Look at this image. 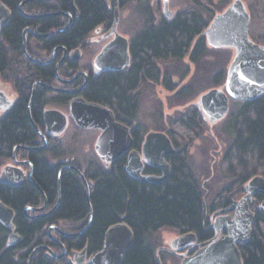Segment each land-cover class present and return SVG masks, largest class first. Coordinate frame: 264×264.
Masks as SVG:
<instances>
[{
	"label": "trees",
	"instance_id": "16d2710c",
	"mask_svg": "<svg viewBox=\"0 0 264 264\" xmlns=\"http://www.w3.org/2000/svg\"><path fill=\"white\" fill-rule=\"evenodd\" d=\"M119 2L121 5L133 3L140 13L139 28L130 38L131 64L122 71L91 77L84 95L113 108L120 120L130 121L137 117L140 106L137 90L141 85L153 81L162 82L169 90L176 88L169 72L163 77L159 61L181 60L190 53L191 61L197 62L210 52L212 48L202 34L209 24L207 5L211 0H187V8L176 13L172 19L157 18L152 0ZM75 4L80 11L79 19L68 29L44 39L46 49L58 44L78 47L98 27L113 24L112 0H75ZM60 5L62 10H70L71 0H60ZM39 23L46 30L65 25L58 17L43 18ZM28 24V19L15 12L0 36V73L4 80L15 83L19 91L16 102L0 117V169L6 160L12 158L17 145H34L40 137L38 128H42L43 119L38 105L41 96L36 93L29 109L32 88L40 75L49 77L54 74L53 65L44 67L24 59L22 29ZM223 80L220 73L214 83L219 85ZM192 86L190 84L188 88ZM171 125L176 127L165 131L177 151L168 157L172 173L162 183L132 178L125 170L126 155L109 167L95 154L83 156L84 168L74 157L71 164L82 169L86 179L94 184L90 188L92 222L77 239H70L72 247L80 249L87 245L90 252H96L103 246L106 230L124 221L134 231L135 239L121 264H160L154 236L162 228H174L182 234L194 232L202 239L213 235L210 215L218 206L230 204L232 190L226 189L219 201L207 208L199 178L190 163L188 148L181 142L182 138L189 142L190 138L199 135L205 119L197 106H190L171 120ZM221 128L229 140L222 167L225 176L233 181L231 187L242 188L254 175H264V94L250 101L232 100ZM147 132L142 124L136 125L134 148H141ZM54 143L42 151H29L34 164V182L29 181L17 188L0 183V199L15 210L14 223L22 236L17 244L8 246L10 230L0 222V264H26L32 251L30 247L42 243V230L55 220L87 219L88 223L90 219L84 179L72 168H66L60 174L61 164L44 157V152L48 151L53 159L57 158L59 148ZM145 172L160 173L159 169L150 166H146ZM43 193L50 204L60 199L58 206L49 216L30 218L25 208L44 202ZM240 249L244 264H264L262 213H257L250 239L241 244ZM18 251H21L19 255ZM32 264L56 263L41 256L32 259Z\"/></svg>",
	"mask_w": 264,
	"mask_h": 264
},
{
	"label": "water",
	"instance_id": "95a60500",
	"mask_svg": "<svg viewBox=\"0 0 264 264\" xmlns=\"http://www.w3.org/2000/svg\"><path fill=\"white\" fill-rule=\"evenodd\" d=\"M170 1L162 0L163 12L167 19H172L176 15V12L170 9ZM71 2L74 9L77 10L74 0ZM113 3L114 21L110 30L105 34L112 38L93 60L94 71L97 74L122 71L131 64L130 38L118 31L119 0H113ZM54 14H68V12ZM9 18L10 11L0 2V28L8 22ZM250 21L251 15L245 2L234 0L212 18L202 34L210 48L234 50L224 85L210 88L202 93L195 105L210 124H215L228 116L232 100L250 101L264 94V45L250 38ZM24 50L28 57L38 62L28 53L26 43ZM15 102L16 99L9 96L0 79V115L2 111L6 112L12 107ZM32 102L33 96L29 109ZM70 115L79 127L99 130L94 149L98 158L107 167L121 156L126 155L125 170L132 178L162 183L171 175L172 165L168 161V157L174 154L177 148L167 132L161 130L147 132L142 148L138 150L133 148L132 128L118 121L114 110L109 106L88 101L80 96L71 100ZM44 121L49 134L61 135L67 129L68 115L61 109L47 107L44 110ZM40 133L44 135L41 131ZM46 146L47 143L43 146L17 145L15 151L18 148L41 150ZM13 158L17 164H7L1 169L0 183L19 187L26 183L28 176L33 179L34 167L29 161L31 171L28 175L21 167L27 161H18L16 152H14ZM146 165L159 169L161 173H145ZM69 167L78 171L87 187L90 219L85 229L80 232L83 233L90 226L93 218L90 188L94 183L88 181L84 172L75 165H66L61 169L60 174L64 168ZM244 192L245 194L240 199H232L228 207L216 212L219 216L213 227L217 231V236L193 255L186 256L181 264H244L239 244L248 242L252 234L256 213L250 209V203L255 201L257 194L264 195V175L256 174L251 177L244 184ZM44 207L45 205L38 208L28 206L25 211L26 213L30 209L41 211ZM229 211H234V214H224ZM260 212L264 215V201L261 203ZM15 216V210L0 199V222L12 231L8 242L9 246L14 245L22 238L16 231ZM221 230H225L226 234L219 236ZM134 239V231L126 222L121 221L111 225L105 232L102 248L90 257V262L93 264H121ZM196 240V233L187 232L177 236L171 245L174 249L181 250ZM85 252L84 249L80 252L74 251L73 254L76 257L78 254L82 255L83 260ZM82 260H79L80 264Z\"/></svg>",
	"mask_w": 264,
	"mask_h": 264
},
{
	"label": "rangeland",
	"instance_id": "374dc122",
	"mask_svg": "<svg viewBox=\"0 0 264 264\" xmlns=\"http://www.w3.org/2000/svg\"><path fill=\"white\" fill-rule=\"evenodd\" d=\"M232 1L234 0H211L209 5H207L209 9V16H207L209 22L218 12L228 7ZM243 1L252 15L250 36L256 39L257 43L264 44V0ZM151 3L155 16L157 18L165 17L162 0H152ZM187 3V0H171L170 9L178 13L187 8ZM112 7L115 12L114 3ZM139 15L140 13L136 11L133 3L121 5L119 2L118 31L131 38L139 28ZM89 36L91 37L92 33ZM101 44L103 42L94 43V50L98 51ZM29 47L40 56L45 55L35 50L34 39L31 40ZM233 56V49H210V52L201 57L197 62L191 61L190 53L181 60L159 61L158 65L162 70L163 77L166 75V72H169L171 81L176 88L169 90L162 82L156 83L153 81L141 85L137 90L140 97V106L137 117L135 120H132V124H142L148 132L152 130L165 131L176 127L171 125V120L175 119L179 113L186 111L190 106H195L200 95L205 91L224 85L227 70ZM220 73H222L224 80L222 84L218 85L214 81ZM0 79L3 88L9 96L12 98L15 97L16 94L12 82L4 81L1 77ZM190 84L193 86L188 88ZM47 107L52 108L56 107V105L52 104ZM4 113L2 111L0 117ZM225 119L215 124H210L205 120L204 128L199 135L194 136L192 139L190 138L189 142L186 139L184 140V138L181 139L182 146H187L188 148L190 163L199 178L207 208L213 203H217L220 196L225 194L226 189L232 190L231 200L240 199L245 194L244 185L242 188L238 186H232V188V179H228L223 171L222 158L229 145V140L223 135L221 130ZM98 134V130H76L72 125L68 131L61 134L59 143L57 146L55 145L59 148L57 158L53 159L48 151L44 152V157L51 159L52 162L70 161L75 157L77 163L84 168L85 161L83 156L90 154L97 156L94 143ZM12 162V159L6 160L2 168L7 164H12ZM217 209L219 211L222 207L218 206ZM216 212L210 215L212 221L214 220V214ZM86 220L64 221L60 229L63 231H72L81 226ZM180 234L174 228H162L155 234L154 241L157 244L156 252L160 264H180V260L169 259L168 255L163 251V247L170 246L172 241ZM20 252L18 251L17 255Z\"/></svg>",
	"mask_w": 264,
	"mask_h": 264
},
{
	"label": "flooded vegetation",
	"instance_id": "af4514ba",
	"mask_svg": "<svg viewBox=\"0 0 264 264\" xmlns=\"http://www.w3.org/2000/svg\"><path fill=\"white\" fill-rule=\"evenodd\" d=\"M0 2L2 4H4V6L10 11V18H9L8 22L0 28V36L2 35L4 28L11 22L15 12H18L24 18L29 20V24L26 25L25 27H23V29H22V39H23V41H22V53L25 57L24 59L27 60L28 62H32L33 64L41 65L44 67L50 66V65H53V67H54L53 76L46 77V76L40 75L39 79L34 83L33 88H32L33 100H34V97H35L37 92H39V95L41 96L40 97L41 102L38 105V109L40 110L41 115H42L43 126L41 129L38 128V131L40 130L44 135H42L39 131L40 137L36 140L34 145H30V146H43L46 143H47V146L41 150H30V149H25V148H18L15 151V148H14L12 158H11L13 161L12 164H17V163H15L14 158H13L14 152H16V157H17L18 161H25V162L27 161L26 163L21 165V167L29 175V173L31 171V166L28 162L30 161L34 167V164L31 160L29 151L45 150L46 148H48L50 146V144L52 142H55L54 144L57 145L59 143V140H60L61 135H56L54 133L49 134L47 132V127H46V124L44 121V110L47 108V106L54 104V105H56L55 108L61 109L64 113H66L68 115V126H67V129L65 131H68L72 125L75 127L76 130L77 129L96 130V129H83L75 123V121L73 120V118L70 115V102L74 98L80 97V96L85 98L88 101L95 102V101L87 98L84 95V91H85V88L87 87L91 77H98V76L102 75V74H97L94 71L93 60H94L95 56L98 54V52L102 49V47L112 38L111 36L105 35L110 30L111 27H106V28H104V26L98 27L96 30L91 32L92 36L91 37L88 36L85 39V41L82 44H80V46H78V47H72V46H66L64 44H58L56 46L51 47L50 49H46L45 43L43 41L44 39L48 38L51 35L57 34L61 31L68 29L75 20L79 19L80 11H79L77 5L75 4V0H74V4H75L77 10L74 9L72 2H71L70 10H65V11L61 9L60 0H18V2L16 4L15 3L12 4V3L6 2L4 0H0ZM56 12H68V14H54ZM250 15H251V13H250ZM47 17H58L60 19V21L65 25L62 27L51 28V29L46 30L42 26V24L39 22L41 19L47 18ZM251 22H252V15H251V21H250V26H249V35H250ZM98 29H100V30H98ZM91 33H90V35H91ZM91 38H93V39H91ZM250 38L253 41L257 42L256 39L252 38L251 36H250ZM32 39L35 40V50H37L38 52L44 53L45 55L40 56L38 53L34 52L31 47H29V44H30ZM99 42H103V44H101L99 46L98 51H95L94 47H93L94 43H99ZM25 43H26V49L28 50L30 48L28 51L29 54L31 53L30 56L33 57L34 59L38 60V62L34 61L33 59H31L30 57H28L26 55L25 50H24V44ZM259 44H261V43H259ZM262 45H264V44H262ZM78 73H80L79 76L75 77ZM0 77L3 79V76L1 73H0ZM4 81H7V80H4ZM12 84L14 86V92L16 94V96L13 98L17 99L19 97V91H18V88L15 85V83L12 82ZM45 94L46 95L48 94V96H46ZM43 95L45 97H42ZM32 96H31V99H32ZM104 105H106V104H104ZM106 106H108V105H106ZM114 112L116 115V119L118 121L123 122L132 128L131 133H132V137L134 138L133 134H134V129H135L136 125L132 124V120H130V121L120 120L118 118L117 112L115 110H114ZM144 138H145V136H144ZM21 145H28V144H21ZM141 148H142V146H141ZM141 148L138 150H141ZM22 150L26 151V152L23 153ZM71 162H73V160L72 161L71 160L70 161H60L59 163L61 164V166L63 168L66 165H73V164H71ZM146 166H148V165H146ZM146 166H145V169H146ZM64 169H66V168H64ZM72 169H74V168H72ZM0 171H1V169H0ZM145 173H147V172H145ZM160 173H161V171H160ZM29 181L34 182V171H33V179H31L28 176L26 183H28ZM10 187H12V186H10ZM19 187H21V186H19ZM12 188H17V187H12ZM43 195H44V193H43ZM263 201H264V195L259 193L255 196V201L253 203H250V209L252 211H254L256 213V215L258 212L261 213L260 212V206H261V203ZM59 202H60V199L57 201V203L50 204V203H48L46 195H44V202H41L39 205H35V206L29 205L32 208H38V207L45 205L44 209H42L41 211H38L35 209H30V210H28L27 213L25 210L24 211L27 215L30 216V218H39V217L49 216L56 209ZM228 206H226V207H228ZM222 208H225V207H222ZM218 209H216L213 213H215ZM15 214H16V212H15ZM224 214L233 215L234 211L225 212ZM218 216H219V214H214V220L213 221L210 218V228L213 230V235L211 237L206 238V239H202L196 234L197 235L196 242L187 245L184 249H181V250L174 249L171 245L172 243L170 244V246H164L163 251L165 252V254L168 255V258L171 260L172 259L180 260V264H181V262L183 261V259L186 256L193 255L195 252H197L199 249H201L203 246H205L208 241H210L212 238L216 237L217 231L213 227V224L215 223ZM255 219H256V217H255ZM64 221H69V220H55L54 222L50 223L48 226H46L42 230V234L44 235L42 243L39 245H36V246L32 245L30 247V248H32V251H31V254H30L28 260L26 261V264H32V259H34L36 257H41V256H43L44 259H47V260L54 262L56 264H80L79 260H82V255L78 254L76 257L73 254V252L74 251L80 252L84 249L86 250V252H85V255L83 257L81 264H93L90 262V257L95 252H90L89 247L87 245L80 248V249L74 248L70 245V242H69L70 239L71 240L77 239V237L82 235L87 230L86 229L83 233H80L87 226V224H88L87 220L81 226L77 227L76 229H74L72 231H66V230L63 231L60 229L61 228L60 226H61L62 222H64ZM254 223H255V220H254ZM254 223H253V229H254ZM11 232L12 231L10 230V232L8 234V242L10 239ZM67 234H74V235H67ZM223 234H226L225 230H221L219 236H222ZM17 243H15V244H17ZM241 244H244V243H240L239 247ZM14 245H12V246H14ZM64 248L66 251L65 253H64Z\"/></svg>",
	"mask_w": 264,
	"mask_h": 264
}]
</instances>
